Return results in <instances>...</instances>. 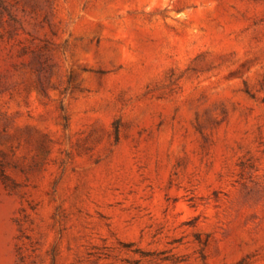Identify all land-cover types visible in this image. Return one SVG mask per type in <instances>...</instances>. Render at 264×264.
Returning a JSON list of instances; mask_svg holds the SVG:
<instances>
[{
    "label": "rangeland",
    "instance_id": "374dc122",
    "mask_svg": "<svg viewBox=\"0 0 264 264\" xmlns=\"http://www.w3.org/2000/svg\"><path fill=\"white\" fill-rule=\"evenodd\" d=\"M0 264H264V0H0Z\"/></svg>",
    "mask_w": 264,
    "mask_h": 264
}]
</instances>
